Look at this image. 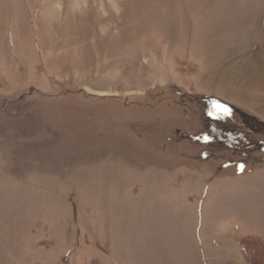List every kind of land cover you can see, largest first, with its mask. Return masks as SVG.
<instances>
[{
  "label": "rangeland",
  "instance_id": "obj_1",
  "mask_svg": "<svg viewBox=\"0 0 264 264\" xmlns=\"http://www.w3.org/2000/svg\"><path fill=\"white\" fill-rule=\"evenodd\" d=\"M259 158L264 0H0V264H249Z\"/></svg>",
  "mask_w": 264,
  "mask_h": 264
},
{
  "label": "crops",
  "instance_id": "obj_2",
  "mask_svg": "<svg viewBox=\"0 0 264 264\" xmlns=\"http://www.w3.org/2000/svg\"><path fill=\"white\" fill-rule=\"evenodd\" d=\"M211 221V220H210ZM224 221H218V220H215L214 222H212V224L214 225V223H215V225L214 226H211V227H209L203 234L201 233V236H202V240L201 239H198V242H196V244H197V248L198 249H200V250H202V252H201V255L203 256V257H206V256H208V254H212L213 253V249L212 248H214L215 249V246H213L212 244H208L207 242L205 243V241L206 240H208V236H215L214 235V228L216 227V224L217 225H219V226H223V224H225V223H223ZM198 223V222H197ZM207 224H209V222H207ZM198 225H199V227H201L202 226V228H205L207 225H206V223L203 221L202 222V224H199L198 223ZM217 236V235H216ZM201 241V242H200ZM203 241V242H202ZM214 241L215 242H217V244H218V246H219V248H220V250L219 251H224L225 250V245H224V242L223 241H225L224 240V238H223V236H221V235H218V237L217 238H215L214 237ZM221 243H222V245H221ZM213 246V247H212ZM229 251V250H228ZM225 252V251H224ZM224 252H220V254H225ZM214 254H215V252H214ZM214 254H212V255H214ZM244 263V262H243ZM245 264V263H244Z\"/></svg>",
  "mask_w": 264,
  "mask_h": 264
},
{
  "label": "trees",
  "instance_id": "obj_3",
  "mask_svg": "<svg viewBox=\"0 0 264 264\" xmlns=\"http://www.w3.org/2000/svg\"><path fill=\"white\" fill-rule=\"evenodd\" d=\"M261 161L264 158H259ZM243 257L249 264H264V243L258 240H245L241 243Z\"/></svg>",
  "mask_w": 264,
  "mask_h": 264
},
{
  "label": "bare ground",
  "instance_id": "obj_4",
  "mask_svg": "<svg viewBox=\"0 0 264 264\" xmlns=\"http://www.w3.org/2000/svg\"><path fill=\"white\" fill-rule=\"evenodd\" d=\"M101 96H104V97H108L109 96V94L108 93H102V94H100Z\"/></svg>",
  "mask_w": 264,
  "mask_h": 264
},
{
  "label": "snow or ice",
  "instance_id": "obj_5",
  "mask_svg": "<svg viewBox=\"0 0 264 264\" xmlns=\"http://www.w3.org/2000/svg\"><path fill=\"white\" fill-rule=\"evenodd\" d=\"M217 106H220V105H217ZM227 111V109H225Z\"/></svg>",
  "mask_w": 264,
  "mask_h": 264
}]
</instances>
